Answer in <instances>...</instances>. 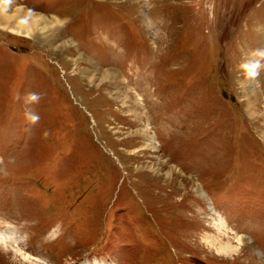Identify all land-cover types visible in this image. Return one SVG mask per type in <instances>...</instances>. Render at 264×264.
Here are the masks:
<instances>
[{
	"label": "rangeland",
	"instance_id": "374dc122",
	"mask_svg": "<svg viewBox=\"0 0 264 264\" xmlns=\"http://www.w3.org/2000/svg\"><path fill=\"white\" fill-rule=\"evenodd\" d=\"M0 232V264H264V0H0Z\"/></svg>",
	"mask_w": 264,
	"mask_h": 264
},
{
	"label": "bare ground",
	"instance_id": "6f19581e",
	"mask_svg": "<svg viewBox=\"0 0 264 264\" xmlns=\"http://www.w3.org/2000/svg\"><path fill=\"white\" fill-rule=\"evenodd\" d=\"M14 13H15V18H17V19L20 18V16H21L20 12H16L15 11ZM32 21L33 22L28 25L30 27V29H29L30 31L29 32H32V33L41 32L42 34H51V33H54L57 30V28H59V26L61 25V23L56 21V20H47L46 18L37 17V16H32ZM109 78H110V75H109V77L107 79H109ZM109 80L112 81L111 79H109ZM109 83H111V82H109ZM112 83H113V81H112ZM108 85H110V84H108ZM151 149L153 151L154 150V146ZM216 227L217 228L221 227L222 229H224V228H227V224L224 223L223 221H221L219 224L216 225ZM0 241L3 244H5L6 246L13 247L15 249V253H17L18 255L22 256L24 258V260H28V261L30 260L29 259L30 256L28 258L26 254H23L24 251H22L19 248V245H18L19 241L17 240V238L15 237V234L13 232H0ZM239 242H241V241L239 240ZM219 250L221 252H227V253L236 251V249L233 248L230 244H227L225 246L220 247Z\"/></svg>",
	"mask_w": 264,
	"mask_h": 264
},
{
	"label": "clouds",
	"instance_id": "9594fccd",
	"mask_svg": "<svg viewBox=\"0 0 264 264\" xmlns=\"http://www.w3.org/2000/svg\"><path fill=\"white\" fill-rule=\"evenodd\" d=\"M33 99H35V97L33 96Z\"/></svg>",
	"mask_w": 264,
	"mask_h": 264
}]
</instances>
